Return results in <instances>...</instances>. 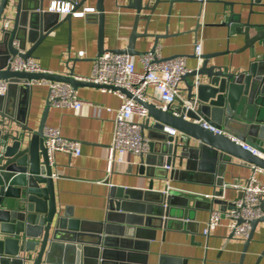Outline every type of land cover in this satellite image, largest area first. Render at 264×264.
Listing matches in <instances>:
<instances>
[{
    "label": "crops",
    "instance_id": "1",
    "mask_svg": "<svg viewBox=\"0 0 264 264\" xmlns=\"http://www.w3.org/2000/svg\"><path fill=\"white\" fill-rule=\"evenodd\" d=\"M50 1L42 0L44 10ZM69 1L76 4L75 8H93L94 12L84 17L49 14L47 22L53 27L30 57L47 72L89 77L100 54L96 0ZM127 4L128 0H104L102 44L104 51L127 50L130 36L136 30L139 36L132 45L136 53L131 57L137 71L142 69L138 58L146 52L157 53L163 59L184 56L186 67L194 70L197 60L193 47L200 41L202 55L209 65L237 73L247 71L257 62L258 72H264V0H205L204 4L196 0H143L150 9H142L138 19L136 11ZM3 16L9 19L11 28L14 17L11 3L0 19V26ZM243 28H248L250 37L258 35L254 45L244 47ZM30 47L27 43L25 50H18L17 55ZM81 51L83 56L79 57ZM183 87L180 82L182 98ZM76 89L83 100L78 114L71 109L49 106L44 124L57 128L64 138L80 143L79 156L58 152L50 165L61 212L70 208L78 220L101 222L106 217L110 184L128 188L129 197L137 199L141 195L138 191L147 190L151 182L153 192H173L186 198L189 201L187 218H182L176 207L171 212L174 215L166 219L165 227L154 217L142 216L139 222L141 217L129 221L121 213H113L115 227L122 228L124 234V229H131L132 236H119L131 241L128 249H117L123 252V264H264V222L256 225L246 245L245 240L230 235L225 221L209 235H203L210 211L223 213L240 197L241 191L231 185L243 186L251 167L235 159L225 165L221 174L223 195L219 198L225 202L222 204L212 201L217 176L198 162L189 167L176 165L175 170L162 167L161 172L155 171L152 176L140 174L139 155L128 153L123 162L114 164L108 175L106 152L112 143L113 120L122 99L98 87L80 85ZM30 91L28 98L20 103V110H25L28 104V124L36 128L46 107L47 88L34 85ZM147 93L151 94L150 88ZM154 135L149 129L143 132L147 140ZM256 177L264 183V175ZM150 197L156 199L155 195Z\"/></svg>",
    "mask_w": 264,
    "mask_h": 264
},
{
    "label": "water",
    "instance_id": "2",
    "mask_svg": "<svg viewBox=\"0 0 264 264\" xmlns=\"http://www.w3.org/2000/svg\"><path fill=\"white\" fill-rule=\"evenodd\" d=\"M103 2L96 0L95 4L100 54L104 52ZM10 3L14 8L11 28L0 26V79L8 81L6 93L0 96V264H123V252L117 249L130 247L131 241L120 237L132 236L131 229H124V234L122 228L115 227L113 213H121L129 221L141 217L139 222L142 216L154 217L166 227V219L174 215L171 212L176 207L181 217L187 218L189 201L173 192H153L151 182L147 190L137 192L141 194L137 199L129 197L128 188L110 184L106 217L101 222L78 220L70 208L60 211L52 168L41 137L50 105L47 101L38 127L32 128L28 124V104L25 110H20V103L31 92L27 85L30 80L64 82L73 88L101 86L78 81L73 75L5 69L9 57L25 50L27 43L31 47L20 56H31L52 29L47 17L54 14L43 9L42 0H0V18ZM127 6L136 11V19L142 9H150L143 0H128ZM242 34L244 47L254 45L258 35L250 37L248 28H243ZM138 36L133 30L127 50L114 51L134 55L132 45ZM202 58L204 62L197 69L181 78L183 98L165 110L153 103L143 104L148 118L140 124L142 134L149 129L155 135L148 140V152L139 155V173L153 176L166 166L175 170L176 165L204 164L209 173L217 176L212 201L222 204L225 202L219 200L223 195L221 174L226 164L235 159L243 165L264 168L262 159L239 144L264 152V72H258L257 62L245 72L233 73L221 66L209 65L208 59L203 55ZM120 91L130 97L125 90ZM201 123L222 130L223 134L209 131ZM165 127L177 130V134L168 135ZM153 195L156 199H151ZM259 222H264V217L250 223L245 245Z\"/></svg>",
    "mask_w": 264,
    "mask_h": 264
},
{
    "label": "built area",
    "instance_id": "3",
    "mask_svg": "<svg viewBox=\"0 0 264 264\" xmlns=\"http://www.w3.org/2000/svg\"><path fill=\"white\" fill-rule=\"evenodd\" d=\"M204 4L205 0H196ZM75 3L69 0H51L45 11L58 16L70 15L73 17H84L93 13V8H75ZM2 17V16H1ZM1 19V18H0ZM9 29V19L3 16L1 25ZM200 41L193 47V54L197 60V69L203 61ZM13 45H17L16 42ZM83 56V52H78ZM142 66L140 71L135 69L134 59L126 53L115 51H104L94 60L92 74L89 77H75L76 80L89 82L101 86V90L117 94L122 102L115 112L113 120L112 143L106 152V173L110 175L115 163L124 161L126 154L142 155L148 152V140L143 136L140 124L148 118L144 103H153L163 110L172 106L182 95L179 83L181 78L190 73L185 64L184 56L161 58L159 54L146 52L139 56ZM5 69L14 72H45L39 64L31 57L22 58L19 55L9 57ZM27 85L45 86L47 88V101L50 106L71 109L78 114L83 100L79 97L77 89L69 83L50 80H30ZM8 81L0 79V96L7 91ZM151 89V94L147 89ZM123 89L130 97L120 90ZM138 118V120H135ZM202 127L214 133L223 134L222 130L201 123ZM164 131L170 136H175L177 130L165 127ZM42 142L46 149L49 164L54 163L55 153H65L76 157L80 155V143L75 140L64 138L59 130L54 127L44 126L42 128ZM235 140V139H233ZM244 150L264 161V152L257 148L239 143ZM251 173L246 178L243 186L231 185L234 189L242 192L235 199L230 208L221 213L219 210H211L206 221L203 235L207 236L217 226L226 223L231 236L240 240H247L250 235V223L253 220L264 217V183L259 181L257 174L264 175V168L254 164L249 165ZM166 168H169L166 166ZM208 198V195H204Z\"/></svg>",
    "mask_w": 264,
    "mask_h": 264
}]
</instances>
